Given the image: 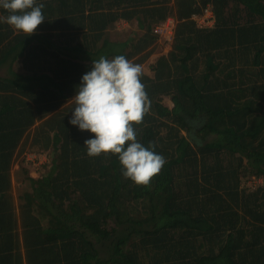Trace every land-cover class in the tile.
I'll return each mask as SVG.
<instances>
[{"label": "trees", "instance_id": "trees-1", "mask_svg": "<svg viewBox=\"0 0 264 264\" xmlns=\"http://www.w3.org/2000/svg\"><path fill=\"white\" fill-rule=\"evenodd\" d=\"M36 3L30 36L0 8V264H264V0ZM207 8L215 23L198 27ZM169 17L171 50L148 61ZM117 55L143 68L137 141L166 160L146 186L117 155L89 157L94 134L69 123L92 61ZM27 146L51 160L21 168L15 197Z\"/></svg>", "mask_w": 264, "mask_h": 264}, {"label": "clouds", "instance_id": "clouds-1", "mask_svg": "<svg viewBox=\"0 0 264 264\" xmlns=\"http://www.w3.org/2000/svg\"><path fill=\"white\" fill-rule=\"evenodd\" d=\"M0 8L10 13L3 22L29 36L45 21L44 4L36 0H0ZM142 75V66L123 55L92 61L71 99L75 107L69 123L94 134L84 142L89 157L117 155L123 177L146 186L166 160L154 144L145 147L137 141L134 125L142 122L148 102Z\"/></svg>", "mask_w": 264, "mask_h": 264}, {"label": "rangeland", "instance_id": "rangeland-1", "mask_svg": "<svg viewBox=\"0 0 264 264\" xmlns=\"http://www.w3.org/2000/svg\"><path fill=\"white\" fill-rule=\"evenodd\" d=\"M127 21L121 20L117 24L116 30L124 31L130 27ZM156 26H154L155 28ZM199 27V26H198ZM155 50H153V54L150 55L148 61H150L153 57L160 56L161 54H167L171 50V45L169 42L162 41L158 39L157 43L154 45ZM51 160L50 155L30 149L28 146L27 148L22 151L19 156L16 158L12 165V175H13V195L17 197L21 190L22 183L24 178V171H28L30 175L37 176L44 172L43 166L48 164ZM25 168V170L21 168ZM263 183V180L257 177H249L242 180V185L248 192H252L253 190L257 189L259 185Z\"/></svg>", "mask_w": 264, "mask_h": 264}, {"label": "built area", "instance_id": "built-area-1", "mask_svg": "<svg viewBox=\"0 0 264 264\" xmlns=\"http://www.w3.org/2000/svg\"><path fill=\"white\" fill-rule=\"evenodd\" d=\"M200 27L212 26L215 23V16L211 8H207L203 15L195 16ZM176 27V20L172 17L156 25L155 31L159 33L160 39L170 43Z\"/></svg>", "mask_w": 264, "mask_h": 264}]
</instances>
